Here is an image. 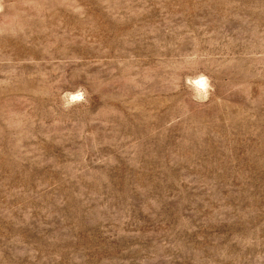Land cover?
I'll return each mask as SVG.
<instances>
[{
    "label": "rangeland",
    "instance_id": "obj_1",
    "mask_svg": "<svg viewBox=\"0 0 264 264\" xmlns=\"http://www.w3.org/2000/svg\"><path fill=\"white\" fill-rule=\"evenodd\" d=\"M0 264H264V0H0Z\"/></svg>",
    "mask_w": 264,
    "mask_h": 264
},
{
    "label": "clouds",
    "instance_id": "obj_2",
    "mask_svg": "<svg viewBox=\"0 0 264 264\" xmlns=\"http://www.w3.org/2000/svg\"><path fill=\"white\" fill-rule=\"evenodd\" d=\"M195 84L197 85L198 89H205L207 87L205 81L201 78L197 81H195ZM83 99V94L78 93L73 96H68L65 102V107L71 106V103L74 101L82 100Z\"/></svg>",
    "mask_w": 264,
    "mask_h": 264
},
{
    "label": "bare ground",
    "instance_id": "obj_3",
    "mask_svg": "<svg viewBox=\"0 0 264 264\" xmlns=\"http://www.w3.org/2000/svg\"><path fill=\"white\" fill-rule=\"evenodd\" d=\"M205 81V79H203Z\"/></svg>",
    "mask_w": 264,
    "mask_h": 264
}]
</instances>
